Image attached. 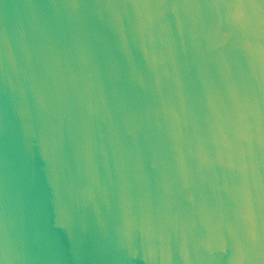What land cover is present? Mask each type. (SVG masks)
I'll list each match as a JSON object with an SVG mask.
<instances>
[{
	"label": "water",
	"instance_id": "obj_1",
	"mask_svg": "<svg viewBox=\"0 0 264 264\" xmlns=\"http://www.w3.org/2000/svg\"><path fill=\"white\" fill-rule=\"evenodd\" d=\"M0 264H264V0H0Z\"/></svg>",
	"mask_w": 264,
	"mask_h": 264
}]
</instances>
